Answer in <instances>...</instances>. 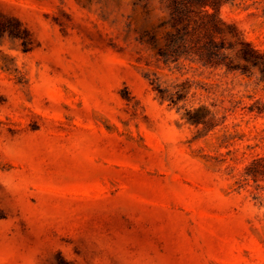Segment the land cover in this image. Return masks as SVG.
Masks as SVG:
<instances>
[{
	"label": "rangeland",
	"instance_id": "1",
	"mask_svg": "<svg viewBox=\"0 0 264 264\" xmlns=\"http://www.w3.org/2000/svg\"><path fill=\"white\" fill-rule=\"evenodd\" d=\"M170 16L0 0V264H264V77L168 52ZM218 17L264 51V0Z\"/></svg>",
	"mask_w": 264,
	"mask_h": 264
},
{
	"label": "trees",
	"instance_id": "2",
	"mask_svg": "<svg viewBox=\"0 0 264 264\" xmlns=\"http://www.w3.org/2000/svg\"><path fill=\"white\" fill-rule=\"evenodd\" d=\"M167 2L171 16L170 22L176 33H170L167 51L178 53L192 52L198 55L200 61L206 65H221L226 63L225 51L238 48L240 59L253 66H259L264 77V51L254 47L243 38L234 24H226L218 17L219 8L227 0H164ZM196 19L194 27L189 31V22ZM189 31V32H188ZM229 34L231 39L218 36ZM200 43L197 48L186 49V37ZM228 68L231 66L227 63ZM264 159L252 160L245 167L244 174L254 180H264ZM47 264H76L67 261L60 255L52 254Z\"/></svg>",
	"mask_w": 264,
	"mask_h": 264
}]
</instances>
